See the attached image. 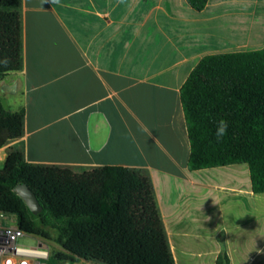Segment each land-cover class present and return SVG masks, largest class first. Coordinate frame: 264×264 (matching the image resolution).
Listing matches in <instances>:
<instances>
[{"label": "crops", "instance_id": "1", "mask_svg": "<svg viewBox=\"0 0 264 264\" xmlns=\"http://www.w3.org/2000/svg\"><path fill=\"white\" fill-rule=\"evenodd\" d=\"M23 70L0 81L33 164L150 177L176 264H264L247 164L190 171L181 89L206 56L264 49V0H23ZM204 233L202 237L199 233ZM90 263V262H89Z\"/></svg>", "mask_w": 264, "mask_h": 264}, {"label": "trees", "instance_id": "2", "mask_svg": "<svg viewBox=\"0 0 264 264\" xmlns=\"http://www.w3.org/2000/svg\"><path fill=\"white\" fill-rule=\"evenodd\" d=\"M22 1L0 0V81L23 70ZM209 0H188L203 11ZM191 145L190 171L247 164L252 189L264 194V49L204 57L181 89ZM228 123L219 142L220 120ZM26 111L0 98V152L25 134ZM28 185L43 211L34 215L15 192ZM0 213L64 251L52 264H176L154 185L140 170L106 166L83 173L33 164L8 148L0 165ZM216 264H230L220 254Z\"/></svg>", "mask_w": 264, "mask_h": 264}, {"label": "built area", "instance_id": "3", "mask_svg": "<svg viewBox=\"0 0 264 264\" xmlns=\"http://www.w3.org/2000/svg\"><path fill=\"white\" fill-rule=\"evenodd\" d=\"M6 157L0 154V165ZM50 243L22 230L15 215L0 213V264H50Z\"/></svg>", "mask_w": 264, "mask_h": 264}, {"label": "water", "instance_id": "4", "mask_svg": "<svg viewBox=\"0 0 264 264\" xmlns=\"http://www.w3.org/2000/svg\"><path fill=\"white\" fill-rule=\"evenodd\" d=\"M2 104L6 110H10V106L6 99L2 98ZM15 192L25 201L28 208L34 215H38L43 211V206L41 205L35 192L26 184L18 185L15 188Z\"/></svg>", "mask_w": 264, "mask_h": 264}, {"label": "rangeland", "instance_id": "5", "mask_svg": "<svg viewBox=\"0 0 264 264\" xmlns=\"http://www.w3.org/2000/svg\"><path fill=\"white\" fill-rule=\"evenodd\" d=\"M0 154L3 156V157H6V151H1ZM168 234V233H167ZM199 235H201L202 237L205 236V234L202 232V233H199ZM169 238V236H168ZM169 241H170V238H169ZM49 242V241H48ZM50 243V247H51V251H52V259H54V253L57 252V251H64L63 248L59 247L58 245L52 243V242H49ZM50 264H52V262H50ZM75 264H99V263H96V262H87V261H80L79 263H75Z\"/></svg>", "mask_w": 264, "mask_h": 264}, {"label": "clouds", "instance_id": "6", "mask_svg": "<svg viewBox=\"0 0 264 264\" xmlns=\"http://www.w3.org/2000/svg\"><path fill=\"white\" fill-rule=\"evenodd\" d=\"M227 129H228L227 121L223 119L220 120L219 123L217 124L216 132H215V136L218 142L222 140L223 137L227 134Z\"/></svg>", "mask_w": 264, "mask_h": 264}]
</instances>
